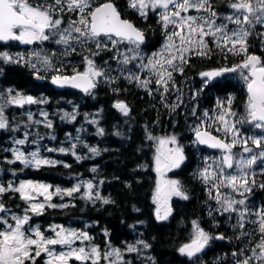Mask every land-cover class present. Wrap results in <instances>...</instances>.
<instances>
[{"label": "snow or ice", "instance_id": "snow-or-ice-1", "mask_svg": "<svg viewBox=\"0 0 264 264\" xmlns=\"http://www.w3.org/2000/svg\"><path fill=\"white\" fill-rule=\"evenodd\" d=\"M129 6L135 9L138 14L145 19L149 10L156 12L157 9L162 11L159 13L160 21L165 32H167V44L164 50L156 53L142 67L149 68L157 77L155 83L163 89L161 95L169 91V83L173 81V72L184 73L183 65H186L192 54L198 56L209 55L210 49L206 42V37H213V42L222 51L227 50L234 55L244 54L245 59L239 65L232 68H222L213 71H206L200 74L204 80V86L211 83L215 78L221 77L227 72H237L241 70V75L247 84L248 100L246 106V116L236 119V113L232 110L234 98H228L226 102H217V107L221 110L217 115L209 116L207 112L203 115L208 117L212 124H218L217 132H223V138L213 135L208 131L204 122L193 128L195 143L204 145L212 149L221 150L224 155L219 161L215 162V167L209 164L200 172V177L207 184H211L209 189L210 198L214 199L220 205L218 211L221 215L224 213H237L239 216V226L244 228L245 218L249 215V209L246 206L247 196L256 187V173L249 171L254 166H259L264 170V137H244L241 135L237 124L249 123L255 128L264 130V61L261 57L248 54L247 38L252 34L251 29L256 24L264 26V0H233L229 7L234 10L232 14L224 17V19L237 27L229 30L227 23L217 24L218 15L213 9L212 0H129ZM92 5L90 0H53V3H36L32 4L29 0H0V42L17 41L25 45H31L37 42L48 41L52 36H56L55 43L65 45L66 48L71 43H95L96 49H107L108 45L101 42L100 37H107L115 46L120 43H127L135 46L128 49L132 53L129 56L126 53H119L123 59L121 63L128 65L132 60L142 58L139 46L144 43L145 37L142 30L138 29L128 20L121 19L120 13L112 3H105L99 7H95L91 11ZM73 12L78 14L77 20H72L67 28L60 29L64 22L60 13ZM190 11L197 13H206L207 15H188ZM173 27V31L168 32L169 26ZM248 26V27H245ZM76 33L78 35H73ZM83 38V39H81ZM230 45V46H229ZM207 49V51H206ZM71 51H75V47H70ZM111 50V49H108ZM96 55L99 52L94 53ZM38 62L45 71H54L51 83L58 87L77 88L86 94L91 95L100 78L111 79L105 75V72L98 68L92 59L85 57L87 61V70L84 72H76L72 76L60 74L61 69L56 68L50 58L35 54ZM0 60L5 63L29 64L35 69L37 79H43L39 75L40 68L33 63L31 59L26 60L23 55L18 58L9 55L7 52L0 53ZM242 70H247L245 74ZM128 79H135L139 85L148 89L149 80H141L140 77L133 76L129 73ZM177 91H179L177 89ZM13 90H7V98L0 95V130L9 128V122L4 114L6 105H15L24 107L28 104L47 103L46 100H37L32 96H24L19 92L12 94ZM149 94L151 90L149 89ZM195 93L193 99H195ZM183 101H181L182 103ZM125 116L129 114L130 109L123 102H117L114 105ZM178 106V105H177ZM175 107V106H174ZM44 126L51 128L52 122L48 119L46 112L42 113ZM195 115V109H193ZM62 118H70L75 120V115L70 116L65 113ZM29 119H32L29 114ZM91 123H97L92 120ZM36 123H42L36 121ZM99 134H103V129H99ZM27 134H25V137ZM230 137V139H229ZM149 139H154L151 135ZM54 139V137H53ZM158 139L159 147L155 157V171L159 174L160 180L157 183L153 202L157 205V220H167L171 214V208L168 206L170 199L175 196L187 200L189 197L183 190L180 182L175 179H164L166 172L178 169L186 160L184 149L179 145L176 136ZM79 140V137H77ZM17 145H25V139L15 141ZM249 143L259 152H254L253 147H249ZM172 145V147H169ZM240 145L242 153L250 154L247 158L240 154L237 156L233 149ZM88 147L87 145H84ZM76 143L71 145L70 149L47 148L46 151H59L60 153L75 156L79 161L82 159L75 152ZM12 153L14 160L9 163L19 162L26 168L31 167L40 169L42 166L55 167L58 163L41 156L39 150L32 151L26 155L20 148H13ZM89 151L94 155H99V149L90 147ZM259 162V164H258ZM64 167L69 165L64 164ZM235 167V174L227 170ZM96 171L95 168L92 169ZM102 183V182H101ZM86 191L79 198L88 201L102 200L103 204H109L112 201L103 198L99 193H93L95 185L92 182H86L83 185ZM82 184L78 183L72 188L61 189L50 184L38 182H21L18 186L8 184L6 187L0 185V196L6 192H16L20 198L26 202L28 207L25 209L23 216L11 215V220L15 223H9L3 215H0V264H35L36 259L45 254L47 259L45 264H70L71 261H77L79 264H100L101 259L108 261V264H124L123 253L120 249H111L101 254L98 246L92 245L90 248L84 246H74L79 242L83 245L86 241L90 242L91 237L87 232L77 231L65 228L61 225L51 226L48 231L54 235L46 236L38 226L33 227L29 224L31 216L43 215L46 207H68L67 204L57 205L51 203L54 196L63 199L65 196L72 197L76 193L81 192ZM264 188V183L258 185ZM227 188L231 193H235L242 199H236L229 193L222 192L221 189ZM213 189L215 195H213ZM43 197V200L40 198ZM239 206V207H238ZM3 203H0V214L7 213ZM259 219L258 231L261 239L251 248V255L237 261V264H264V210L252 213ZM28 225V228H25ZM194 235L190 243L184 244L178 249L181 255L189 258L197 257L204 251L213 239H224L222 235L212 236L193 221ZM105 235L107 233L105 232ZM245 235H247L245 233ZM144 248L150 247L144 241H138ZM56 246L61 249L56 250ZM138 248L134 245L127 247V253H135ZM233 255H237L233 253ZM240 255H243L241 252Z\"/></svg>", "mask_w": 264, "mask_h": 264}, {"label": "trees", "instance_id": "trees-1", "mask_svg": "<svg viewBox=\"0 0 264 264\" xmlns=\"http://www.w3.org/2000/svg\"><path fill=\"white\" fill-rule=\"evenodd\" d=\"M105 1H113L123 18L133 21L145 32V50H156L163 37L156 12L149 10L146 20L143 21L144 17L129 6V0ZM231 2L233 0H212L213 9L218 14H228ZM251 33L248 54H257L264 61V42L260 41L261 28L254 27ZM80 52L82 55V51ZM96 58V64L100 65L103 58L107 57L98 54ZM244 59V54L234 55L226 49L222 51L215 47L207 59L203 56L193 57L184 74L197 82V74L205 69L232 68L241 64ZM97 85L91 95L75 89L58 90L51 81L37 79L22 65L1 66L0 92L11 87L26 92L24 94L32 93L33 96L48 98L49 101L44 107L50 111L52 127L39 125L38 132L53 143L56 149H59V143H64L65 149H70L76 143L75 152L82 159L78 161L70 152L64 154L58 151L55 156L62 163L55 167L21 169L17 163H9L12 160V153L8 149L11 139L25 132L36 131L32 129L36 128L35 124L28 125L25 114L20 116L19 108L10 106L6 114L4 113L8 118L9 130L0 132V183L6 187L18 177L16 174H21L25 179L39 180L55 188L67 189L73 187L74 180L79 176L90 178L96 183L93 193L98 192L101 197L112 201L111 203L81 199L79 197L83 192H80L64 199L68 207L47 208L37 219L43 226L66 224L81 227L87 224L93 242L102 254L109 245L122 250L130 245L136 246L137 252L123 253L124 264H237L241 241L236 231H230L224 221L213 224L209 218L208 195L196 172L200 161L195 157L191 146L193 134L183 129V121L175 119L174 114L166 108L148 103V96L143 88L122 77L111 86ZM204 89L209 105L213 104L215 97L226 101L230 97L234 98L233 108L246 114L247 84L238 71L224 73L216 81L208 83ZM117 102L128 104L130 111L127 116L114 106ZM65 113L70 116L74 114L75 120L62 118ZM92 120L97 123H91ZM101 128L102 135L99 134ZM162 133L178 134L186 143V160L176 172L175 178L189 197L187 200L174 197L170 206L171 214L163 221L157 220L153 202L157 185L154 169L155 142L148 138L149 135L153 137ZM90 147L99 149L100 154L91 153ZM64 164L69 167H64ZM93 168L96 169L95 172L92 171ZM255 192L264 199L263 190L256 189ZM0 203L11 211H18L23 205V201L18 199V193L11 191L0 196ZM193 221L212 236L224 237L222 240H211L210 246L197 256L198 260L181 255L178 251L184 244L191 242L194 235ZM138 241H144L150 247L144 248Z\"/></svg>", "mask_w": 264, "mask_h": 264}, {"label": "rangeland", "instance_id": "rangeland-1", "mask_svg": "<svg viewBox=\"0 0 264 264\" xmlns=\"http://www.w3.org/2000/svg\"><path fill=\"white\" fill-rule=\"evenodd\" d=\"M29 2L32 3V4H36V3H49V4H51V3H53V0H29ZM90 2H91V0H90ZM161 11H162L161 9H157L156 10V14H159ZM233 12H234V10H232V9L230 10V12L228 14H218L216 12L217 15H218V18L216 19V23L217 24L227 23L229 30L235 29L237 27L235 24L229 23V22H227L224 19L225 16H227L229 14H232ZM60 15L63 17V21H64L61 24V26H60L61 30L64 29V28H67L72 20H77L78 19V14L77 13H73V12L65 11L63 13H60ZM188 15H197V16H199V15H207V14L203 13V12L197 13L195 11H190L188 13ZM160 23H161V21H160ZM245 27H248V26H245ZM256 27H260L261 28L262 34H261V40L260 41H261V43H263L264 42V26H262L260 24H256L255 28ZM173 30H174L173 27L170 25L169 28H168V32H171ZM167 34L168 33L164 31V36H163V40L164 41H163L162 45H160L161 49H164L165 45L168 42L167 41ZM73 35H78V34L73 33ZM81 39H83V38H81ZM248 39H249V37L247 38V40ZM213 40H214V38L211 37V36L206 37V42L208 44V47L211 48V51L215 47H217L216 44L213 42ZM101 42L108 45L107 51L111 54L110 57H111V60L114 63V67H115V69L113 68L112 73H116L117 72V73L125 74L128 77L129 73L131 72V74L133 76H137L138 75L141 80H149L150 83L148 84V86L150 87V89H156L157 91H162L163 92V89L161 87H158L157 84L155 83L157 77L155 76L153 71H151L149 68L142 67V65H146L148 63V61L153 57L154 54L159 53V52H157V51H147L140 45L138 51L140 52L142 58L135 59V60H133L134 62L131 61V63H129V64H131V65L134 64V66H132L131 69L128 70L124 66V64L121 63V60L123 59V57L119 56V53H126L129 56H131L132 53L129 52L128 49L134 48L135 46L129 45V44L126 45V43H120V44H117V45L113 46L111 41L108 40V38H105V39L101 40ZM14 43L22 44V43L17 42V41H14ZM89 43L79 44V43H75L74 42V45L72 47H75L76 50H77L78 47L79 48L80 47L87 48L89 46ZM91 43H93V42H91ZM93 44L95 45V43H93ZM22 45H23L22 53L24 54V53L27 52V49H26V45L25 44H22ZM70 47L71 46H69V48ZM69 48L68 47L66 48V46H65V48L63 50L66 53H71L72 51H69ZM2 49H3L2 52H7L9 55H11L10 51H8V50L4 51L3 47H2ZM108 49H111V50H108ZM2 52H0V53H2ZM98 52H99V54H104V52H106V49H103L102 51H98ZM192 55L196 56L195 54H192ZM192 55H191V57H192ZM82 62H84V69L87 70V61L86 60L85 61L82 60ZM102 66L103 65H101V64L97 65L98 68L102 69L105 72V74H107L105 66L103 68H102ZM242 71L245 74H247V70H242ZM230 73H232V72H230ZM238 74H239V76H242L241 75V70H239V69H238ZM198 77H199L198 80L201 81L200 84H199V86H201L200 88H197V85L195 84L196 83L195 80H190L189 77H187V78L177 77L176 72H173V81L169 83V91L168 92H171L173 94V96H175L173 101L176 102L175 103L176 106L178 105L177 107H175L176 111L180 108L182 110V112H181L182 115L186 114V111L184 112V107H183L184 101L186 99H187V101H190V99L195 100L201 94L200 92L203 89L202 86H203L204 82H202V78H201L200 75ZM101 80H106V79L102 77V78H100V81ZM131 80L133 81L135 79H131ZM192 81H194L195 83H192ZM213 81H216V80H213ZM134 82H136V80ZM137 83L139 84V82H137ZM8 89L14 90V88L7 87L4 92H0V95H2L5 98H7V90ZM177 89L179 91H177ZM172 91H174V92H172ZM16 92H19L20 94H22L24 96H29V95L24 94L23 92H21L19 90L13 91L12 94L15 95ZM194 93L196 94L195 95V99H193V94ZM30 96H32L33 98H35L37 100H46L47 102L49 101L48 98L38 97V96H35V95L34 96L30 95ZM168 98H169V96H168ZM181 101H183V102L181 103ZM218 101L226 102V100H223L220 97H217V98L215 97V99L213 101V104L209 105V102L205 99V95H204L203 104H204V106L206 104H208V109L207 108H203L202 109L201 105H193L188 110L187 122L183 121V127H184L183 129L187 130L188 133L191 132L193 134V139L194 140L192 141L191 146L193 148L195 157L197 159H199V161H200L199 162L200 163L199 167L202 168V169L207 167L209 164H211V165H213V167H215V162L219 161L221 159V157L224 155V153L221 150L218 151V152L217 151H215V152L214 151H210L207 147H205L203 145H199L198 143L194 142L195 141V137H194L193 128L196 127L197 125H200L202 122H204L206 127L209 124L212 125L211 127H208V131H210L212 134H215V135H217L218 137H221V138H223L225 136V134L222 131L221 132H217L215 130L216 127L219 126L218 124H212V121H210L208 119V117H205L203 115L205 112H207L209 114V116H213L214 117L215 115H217L221 111L217 107V102ZM45 105H46V103H37V104H31V105L26 104V105H24V107H18V106H15V105H6L5 106V108H4V113L5 114H6V110L9 109L10 106L15 107V108H19L18 112H19L20 116L23 117V114L26 115V117H27V119L29 121L28 125L30 123H33V124H35V127H36V128H32L31 127L32 129H36V131L32 130L31 133L25 132V134H27L26 137H25V134H22L21 136H19L17 138H12L11 141H10L11 145L9 146L8 149L11 151L13 148H20V150L24 151L26 155L30 154L32 151L39 150L42 157L61 162L59 157L55 156V153H58V151H53V152L46 151L47 148L56 149V147L53 145V143L51 144L49 141L44 139L42 133L38 132V126L39 125H44V123H43L44 117H43L42 113L46 112L48 114V119L50 118V111L44 107ZM193 109H195V115H193ZM232 110H233V112L236 113V117H235L236 119H239V118H242V117L246 116L245 113L237 112L233 108V104H232ZM29 114H31V116H32L31 120L29 119ZM7 120H8V118H7ZM36 121H41L42 123H36ZM172 125H174V123ZM176 125H177V123L175 124V126ZM237 127L240 130L241 135L246 137V138L247 137H256V138L264 137V130L255 128V126L253 124H249V123L245 122V123L237 124ZM5 130H9V128L5 129ZM1 131L2 130H0V132ZM170 136H176L177 137V139L179 141V145L181 147H183L184 154L186 156V153H185V144L186 143L181 140V138H180V136L178 134L162 133L160 135L153 136V138H154L153 140L155 142L154 143L155 157L158 154L157 153V148L159 147L158 139H155V138H167V137H170ZM25 138L27 140V143L25 145L21 146V145H17L15 143V141H17L19 139H25ZM229 139H230V137H229ZM169 147H172V145H169ZM249 147H253L254 148V146L251 145V143H249ZM59 148H65V144L64 143L63 144L59 143ZM262 148H264L263 145H262ZM259 151H260V149H255L254 148V152H259ZM212 152H214V153H212ZM233 152L235 154H237V156H239L240 154H243V156L245 158H247L250 155V154H247V153H242V148L240 147V145H237L233 149ZM11 153H12V151H11ZM155 157H154V169H155ZM11 159L14 160L13 153H12ZM16 163L19 165V168H21V169L26 168L23 164H21L19 162H16ZM258 164H259V162H258ZM178 169H173L171 171L166 172L165 175H164V179H166V180H169V179L177 180V178H175V174L178 171ZM227 171L232 172V173L235 174V167H234V169L227 170ZM249 171H255V173H256L255 179H256V185L257 186L253 187V190H252V192L250 194H246V196H247L246 206L249 209V215L245 218V221H244V225L245 226H244V228H240V226H239V216H238L237 213H224L223 215L220 214V212L218 211V209L220 208V205L217 204L216 201L214 199L210 198V196H209V189L211 188V184H210V187L207 188L208 189V199H209V202H210L209 203V208H210L209 211H210V213L213 212L212 217H214L215 219H218L219 217H224L225 220H226V222L225 221L224 222L230 228L232 227V229H234L236 231V234L238 235V238L241 241V244H242L241 245L242 246L241 247V252H243V255H240L241 254V252H240V254L238 255V258H237L236 261L241 260V259H243V258H245L247 256H250L251 255V248H253L255 246V244L257 242H259L260 239H261V234L258 231V223H255V221H258L259 218L257 216H255V215H253L252 213H254L256 211L264 210V203H262L259 200L261 194L257 195L256 192L254 191L255 189L263 190V194H264V188L258 187L259 184L264 183V170H262L259 166H254V168L250 169ZM22 174H24V173H22ZM16 175H18V177L15 178L14 181L11 183L14 187L18 186L21 182H27V181L48 184L46 182H42V181H39V180L22 178L21 174H16ZM156 176H157V183H158V181L160 180V176H159V174L157 172H156ZM86 182H92L95 185L94 189H96V183L93 180H90V178H82L80 176H79V178L74 180V182H73L74 185L73 186H75L76 184L80 183V184H82L81 192H85L86 191V187H84L83 185ZM0 185H3V184L0 183ZM54 189H55V187H53V190ZM67 189H69V188H67ZM155 190H156V188H155ZM221 191L225 192V193H229L230 195L234 196L236 199H242L243 198V197H240L239 195H237L235 193H231L230 190L227 189V188H223V189H221ZM154 195H155V191H154ZM213 195H215V190L214 189H213ZM67 197L68 196H65L63 199H61L59 196H54L52 201H51V203L57 204V205L66 204V201L64 199L67 198ZM174 197L175 196H173L170 199L169 204H168L169 207L171 206V201H172V199ZM18 199L22 200L20 198L19 194H18ZM40 199L43 200V197H41ZM22 201H23V205L20 208V210L11 211V210H8L6 208L8 210V212L5 213V214H0V215H3L5 219H8L9 223L14 224L15 222L13 220H11V218H10L11 215L23 216L25 214V209L28 207L26 202L24 200H22ZM155 206H156V210H157V205L155 204ZM47 208L48 207H46L45 210ZM27 214L32 217L31 220L29 221L30 225H32L33 227L38 226L40 228V230L45 233L46 236L54 235L52 232L48 231V229L51 226H54V224L53 225L43 226L41 223H39V221L37 219V217H38L37 215H34V214L30 213V212L27 213ZM213 224H214V222H213ZM55 225H61V226L65 227V228L74 229V230H77V231H84V232H87L92 237L91 231L88 229L89 226L87 224H83L81 227L80 226L79 227L78 226H74V225H66V224H55ZM0 227H2V226H0ZM25 228L27 229L28 225H25ZM245 233L247 235H245ZM93 241H94L93 239L90 242L86 241L83 245H81L79 242H77V244L74 245V246H84L86 248H90L92 245H96L97 246V244H95ZM210 244L211 243H209V245L206 246V248L209 247ZM111 249H113V246L109 245L105 252L111 251ZM115 249H120V248H115ZM126 249L127 248H125L124 250H122V249H120V250H121L122 253L126 254L127 253ZM56 250L60 251V250H65V249H61L60 246H56ZM46 259H47L46 255L42 254L40 257H38L36 259L35 264H45V260ZM194 259L198 260L197 257L196 258L194 257ZM29 264H30V262H29ZM70 264H79V262L73 260V261L70 262ZM100 264H108V261H106L104 259H101Z\"/></svg>", "mask_w": 264, "mask_h": 264}, {"label": "flooded vegetation", "instance_id": "flooded-vegetation-1", "mask_svg": "<svg viewBox=\"0 0 264 264\" xmlns=\"http://www.w3.org/2000/svg\"><path fill=\"white\" fill-rule=\"evenodd\" d=\"M106 2L105 0H91V5H92V9H94L95 7L99 6L100 4ZM92 9H89L88 11H91ZM159 14L156 15V17L158 18V21L160 22V17L158 16ZM140 17V16H139ZM142 17V16H141ZM129 20V19H128ZM146 19L143 18V21H145ZM161 24V28H162V31H163V36H164V29L162 27V23ZM141 30V29H140ZM143 31V30H142ZM143 33L145 34V32L143 31ZM146 36V34H145ZM107 37H100L99 39L100 40H103ZM57 39L56 36H52L48 41H44V42H37V43H34V44H31V45H26V49H27V52L26 53H22L23 51V45L22 44H19V43H14V41H9L7 43L5 42H0V52L3 51L2 47L4 48V51H10V54L11 56L13 57H19L20 55H23L25 57L26 60L28 59H31V61L33 63H36L37 64V68H40V73L39 75L41 77H44L42 80H45V81H51V77L53 75H55L56 73L54 71H45L41 64L38 62L37 60V57H36V53H39L40 56H46L48 58L51 59L52 61V64L56 67V68H59L61 69V73L62 75H65V76H72L74 75L76 72H84L86 71V69H84V62H80V60H86L85 57H89L90 59H92L96 65V52L98 51H102L103 49H96L95 45L93 43H89V46L87 48L85 47H78L77 50L75 51H72L71 53H66L63 49L65 48V45H62V44H57L55 43V40ZM163 37H162V40L160 41L159 45L157 46L156 50L157 52H161L163 51L164 49H161L160 45H162L163 43ZM147 43V37H146V42H144L143 44H141V46L143 47V45ZM74 45V42L70 44V46L72 47ZM127 45V43H126ZM130 45V44H129ZM8 46V47H7ZM262 46H264V44H262ZM69 48V46H68ZM218 48V47H217ZM208 49H210V52H211V48L208 47ZM220 49V48H218ZM69 51L70 48H69ZM82 51V55H81V52ZM207 51V49H206ZM210 52H209V55H210ZM102 55H106L107 58H103L102 60V68L105 66V69L107 71V74H105L107 77H110L111 79H106V80H101L98 84L100 87H107V86H111L112 83H114L119 77H122L124 79H126L127 81L131 82V83H134L136 86L138 87H141L136 81L134 82L135 80H130L127 78V75L125 74H121V73H112V70L113 68L115 69L114 67V63L113 61L111 60V57H110V53L107 51L106 49V52H104V54ZM203 56V58H208V56ZM198 56V55H196ZM194 55H192V57H190L188 63L190 62V60H192L193 57H196ZM132 62H134L132 60ZM188 63L186 65H183V68H184V73L186 71V67L188 65ZM4 65V66H8V65H22L23 67H25L27 70L31 71L34 75H35V69H33L29 64H26V63H21V64H14V63H5L3 62L2 60H0V71H1V66ZM97 66V65H96ZM128 70L131 69L133 65L131 64H128V65H124ZM218 68H214V69H205L201 72H199L197 74V78H199L198 76L203 73V72H206V71H213V70H217ZM183 73V75H180L178 72H176L177 74V77H181V78H187L189 76L185 75ZM36 76V75H35ZM190 78V77H189ZM219 78V77H218ZM218 78H215L214 80L218 79ZM190 80H192L190 78ZM201 81H197L196 83L194 81H192V83H195L197 85V87L199 86ZM202 82H204V80H202ZM52 84V83H51ZM54 86V84H52ZM98 86V85H97ZM96 86V87H97ZM208 86V84H207ZM206 86V87H207ZM203 89L202 91L200 92V96L198 98H196L195 100H192L190 99V101H187V99L184 101L183 103V107H184V112L186 111V114L185 115H182V110L179 108L177 111H176V108L177 107L175 105L176 102L173 101V99L175 98V96H173V94L171 92H168L166 94H164L163 96L161 95L162 91H157L156 89H150V87L148 86V89H145L143 88L142 90L145 91V93L147 94L148 96V100L147 102L150 103L152 102V104H157L156 106H160V107H164L166 108L167 111H169L172 115L174 114V117L176 118V115H179L178 118L176 119H179L180 121H184V122H187V114H188V110L190 109L191 106L193 105H201L202 109L203 108H207L208 109V104H206L204 106L203 104V100H204V91H205V86L203 84ZM11 88V87H10ZM55 89H57L55 86H54ZM67 89H75L77 91H81L80 89H76V88H71V87H66ZM142 88V87H141ZM65 89V88H63ZM149 89L151 90V94H149ZM16 89L14 88L13 91H15ZM58 90H61V89H58ZM96 90V89H94ZM93 90V91H94ZM20 91V90H19ZM21 92H24V91H21ZM83 92V91H82ZM174 92V91H172ZM26 93V92H24ZM27 95H33L32 93H27ZM169 96V98H168ZM125 104L128 106V104L125 102ZM175 106V107H174ZM78 111H80V108H78ZM186 119V120H185ZM190 119V118H189ZM198 119V118H197ZM177 123V121L175 122V124ZM206 149V148H205ZM214 153V152H212ZM201 178V177H200ZM202 179V178H201ZM202 182H203V185H204V189H205V192L206 194L208 195V189L210 187V184H207L203 181L202 179ZM256 190V189H255ZM254 190V191H255ZM264 198V197H263ZM262 203H264V199H259ZM210 203V202H209ZM209 203L207 204L208 206V211L210 210L209 208ZM212 214L213 212L210 213L209 211V218L210 220H212L213 222H222V221H225V218L224 217H219L218 219H215L214 217H212ZM224 222V223H225ZM226 224V223H225ZM228 226V225H227ZM229 227V226H228ZM229 230L232 231L234 229H232V227L230 228L229 227ZM235 231V230H234Z\"/></svg>", "mask_w": 264, "mask_h": 264}, {"label": "water", "instance_id": "water-1", "mask_svg": "<svg viewBox=\"0 0 264 264\" xmlns=\"http://www.w3.org/2000/svg\"><path fill=\"white\" fill-rule=\"evenodd\" d=\"M112 3L115 7H116V9H117V11L119 12V9H118V7L116 6V4L113 2V1H106V2H104V3H102V4H100L99 6H101V5H103V4H105V3ZM99 6H97V7H99ZM120 13V12H119ZM120 16H121V19H124V20H128V19H125V18H123V16L121 15V13H120ZM128 21H130L132 24H134L135 25V23L133 22V21H131V20H128ZM136 26V25H135ZM137 27V26H136ZM138 28V27H137ZM139 29V28H138ZM144 37H145V40H144V42L146 41V36L144 35ZM57 89H63V88H66V87H63V88H61V87H58V86H56V85H54ZM77 89V88H76ZM249 95V94H248ZM213 135H215V134H213ZM215 136H217V135H215ZM204 146V145H203ZM205 147H207V146H205ZM210 151H220L219 149H212V148H209V147H207ZM190 243V242H189Z\"/></svg>", "mask_w": 264, "mask_h": 264}]
</instances>
